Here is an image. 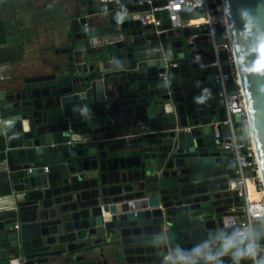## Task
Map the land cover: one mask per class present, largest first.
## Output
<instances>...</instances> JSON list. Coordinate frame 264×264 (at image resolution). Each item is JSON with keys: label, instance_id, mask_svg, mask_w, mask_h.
<instances>
[{"label": "water", "instance_id": "obj_1", "mask_svg": "<svg viewBox=\"0 0 264 264\" xmlns=\"http://www.w3.org/2000/svg\"><path fill=\"white\" fill-rule=\"evenodd\" d=\"M220 1L264 195V0ZM147 6L83 0L75 36L102 31L115 48L80 40L52 71L0 89V264H245L244 238L223 223L239 201L231 151L213 134L224 107L207 100L211 70L186 63L187 48L208 44L205 28H172L161 11L153 30L140 21ZM253 230L261 241L264 222ZM94 235L109 255L70 256Z\"/></svg>", "mask_w": 264, "mask_h": 264}, {"label": "built area", "instance_id": "obj_2", "mask_svg": "<svg viewBox=\"0 0 264 264\" xmlns=\"http://www.w3.org/2000/svg\"><path fill=\"white\" fill-rule=\"evenodd\" d=\"M104 1V0H101ZM189 2L190 9L183 7ZM138 3H147L145 10L141 11L140 21L142 24L152 23L159 26L160 21L156 14L165 11L170 22V27L197 26L205 28V39L211 46V55L208 61L197 62L201 69H210L216 83L215 95L221 98L224 107V117L213 123L214 136H222V147L231 151L229 160L233 161L232 176L227 180L228 189L235 190L239 197L240 212H228L224 215L223 223L226 227H232L233 236L244 238L245 249L243 254L246 257L245 264H264L259 260V255L264 254V232L262 240L256 241L254 238L253 226L257 222H264V195L261 181L258 174L257 162L253 142L249 136L247 127L245 103L242 92L237 85L236 68L231 40L226 29L225 15L220 0H163L154 4L153 0H138ZM186 12V18L181 17V13ZM199 12V15H194ZM217 25L220 26L222 40H217ZM200 33H191L187 36V41L191 42L194 36ZM226 51L228 70H223L220 50ZM180 59L172 58L171 66L177 65ZM229 80L234 82V89L228 86ZM238 114L242 126L234 125V115ZM225 125V128L222 127ZM244 128L240 131L239 128ZM226 129L227 132L223 133ZM244 134V139L240 134ZM53 144V143H50ZM29 169V168H28ZM47 170V166H43ZM248 180L254 186L258 196H251L248 189ZM103 212V208L101 207ZM17 226V223H14Z\"/></svg>", "mask_w": 264, "mask_h": 264}, {"label": "crops", "instance_id": "obj_3", "mask_svg": "<svg viewBox=\"0 0 264 264\" xmlns=\"http://www.w3.org/2000/svg\"><path fill=\"white\" fill-rule=\"evenodd\" d=\"M82 2L83 0H0V89L20 84L28 76L52 71L54 64L70 53L67 47L72 46L73 50L78 48L81 39L75 36L70 19L75 16L78 5ZM151 29L157 30V26L152 24ZM82 42L81 47L95 48V51L101 48L103 53L115 48L113 39L103 35L102 31ZM187 51L190 53L186 59L187 64L211 58L209 44H198L187 48ZM174 59L180 57L176 55ZM207 100L214 101L216 107L222 105L221 98L216 95L207 97ZM1 190L2 185L0 192ZM239 203L240 200L233 201L228 211L240 212ZM75 242H83L84 245L72 250L70 256L79 255L82 260L92 259L99 253L109 255L114 249L112 244L103 241L101 235L87 236L76 239Z\"/></svg>", "mask_w": 264, "mask_h": 264}, {"label": "bare ground", "instance_id": "obj_4", "mask_svg": "<svg viewBox=\"0 0 264 264\" xmlns=\"http://www.w3.org/2000/svg\"><path fill=\"white\" fill-rule=\"evenodd\" d=\"M248 189H249V194L251 195V196H258L259 195V193L258 192H256V190L254 189V186L250 183V181L248 180Z\"/></svg>", "mask_w": 264, "mask_h": 264}, {"label": "trees", "instance_id": "obj_5", "mask_svg": "<svg viewBox=\"0 0 264 264\" xmlns=\"http://www.w3.org/2000/svg\"><path fill=\"white\" fill-rule=\"evenodd\" d=\"M239 129H240V131H244V128H242V127H241V128H239Z\"/></svg>", "mask_w": 264, "mask_h": 264}, {"label": "rangeland", "instance_id": "obj_6", "mask_svg": "<svg viewBox=\"0 0 264 264\" xmlns=\"http://www.w3.org/2000/svg\"><path fill=\"white\" fill-rule=\"evenodd\" d=\"M208 47H206V49H207Z\"/></svg>", "mask_w": 264, "mask_h": 264}]
</instances>
